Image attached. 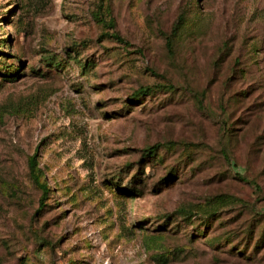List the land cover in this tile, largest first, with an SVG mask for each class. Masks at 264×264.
Segmentation results:
<instances>
[{
    "label": "rangeland",
    "instance_id": "rangeland-1",
    "mask_svg": "<svg viewBox=\"0 0 264 264\" xmlns=\"http://www.w3.org/2000/svg\"><path fill=\"white\" fill-rule=\"evenodd\" d=\"M263 228L264 0H0V264H264Z\"/></svg>",
    "mask_w": 264,
    "mask_h": 264
},
{
    "label": "trees",
    "instance_id": "trees-1",
    "mask_svg": "<svg viewBox=\"0 0 264 264\" xmlns=\"http://www.w3.org/2000/svg\"><path fill=\"white\" fill-rule=\"evenodd\" d=\"M112 35H115L117 38L122 39L121 36H120L119 34H117V33L112 34ZM166 38H167V45L171 46V45L173 44V39H172V37H171L170 35H166ZM148 90H150V87H149V86H146V87H143V86H142V87L139 88L137 91H134V95H135V96H138V95L141 94V92H145V91H148ZM159 144H160V143H156V144H154V145L148 146V148L146 149L147 152L150 153L151 155L155 154L156 151H157V146H158ZM30 163H31V167L34 168V166H35V164H36L35 155H33V156L31 157ZM47 193H48V188L44 187V188H43V197H46ZM41 204H44V202L42 201ZM215 212H216V211H214V212L211 213V214H212V215H211L212 218L216 215ZM208 216H209V215H208ZM211 216H210V217H211ZM248 232H249V235L251 236V235H252V228H251V227L248 229ZM258 241H260V242H263V241H264V228H263L262 231H261V237L258 238Z\"/></svg>",
    "mask_w": 264,
    "mask_h": 264
}]
</instances>
